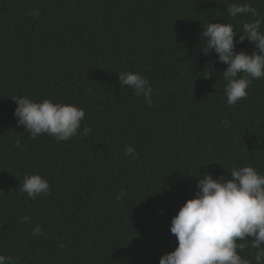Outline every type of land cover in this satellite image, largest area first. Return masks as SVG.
Masks as SVG:
<instances>
[{
    "label": "trees",
    "instance_id": "1",
    "mask_svg": "<svg viewBox=\"0 0 264 264\" xmlns=\"http://www.w3.org/2000/svg\"><path fill=\"white\" fill-rule=\"evenodd\" d=\"M233 2L264 19V0H0V254L14 264H159L199 176L231 179L246 165L264 174V79L228 106L227 65L202 50L208 23H231L238 40L255 20L230 17ZM235 50L257 51L247 40ZM121 71L150 80L151 108L120 86ZM17 95L83 108L90 134L28 138ZM26 173L44 176L49 195L21 193ZM255 251L240 254L255 264Z\"/></svg>",
    "mask_w": 264,
    "mask_h": 264
},
{
    "label": "clouds",
    "instance_id": "2",
    "mask_svg": "<svg viewBox=\"0 0 264 264\" xmlns=\"http://www.w3.org/2000/svg\"><path fill=\"white\" fill-rule=\"evenodd\" d=\"M232 18L250 14L252 22L243 23V34H239L231 23L210 22L203 28L205 38L202 50L205 55L215 53L218 62L227 65L222 73L226 81L224 92L227 105L234 106L248 96V89L254 80L264 79V32L257 9L247 3L233 2L226 9ZM39 17L40 12L31 13ZM247 40L257 51L236 52V45ZM121 87L132 89L136 96H143L147 107L154 104L153 88L150 80L133 71L118 74ZM91 92V89H88ZM18 105L13 113L17 127L23 126L30 139L47 135L55 142H66L73 137L87 136L91 128L82 123L85 111L74 104H64L55 98L37 101L29 96H14ZM231 127L228 120L221 122ZM16 147L20 142L16 141ZM125 155L137 156L135 148L128 146ZM231 179L221 175L213 178L209 172L199 176L195 197L187 200L171 220L170 232L178 242L175 250L163 255L159 264H253V261L240 254L247 245L255 249V264H264V174L257 168L246 165L232 168ZM50 182L41 174H25L21 193L33 200L50 193ZM126 195L123 190L117 196L121 200ZM23 216L21 224L29 222ZM43 235L37 225L32 236ZM249 238L250 242H249ZM242 241L237 243V241ZM0 264H14L13 258L0 254Z\"/></svg>",
    "mask_w": 264,
    "mask_h": 264
}]
</instances>
